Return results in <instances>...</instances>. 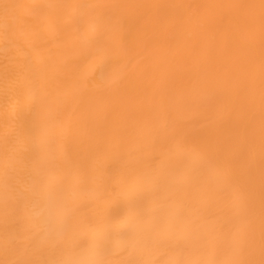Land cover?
<instances>
[{
    "label": "bare ground",
    "instance_id": "6f19581e",
    "mask_svg": "<svg viewBox=\"0 0 264 264\" xmlns=\"http://www.w3.org/2000/svg\"><path fill=\"white\" fill-rule=\"evenodd\" d=\"M0 264H264V0H0Z\"/></svg>",
    "mask_w": 264,
    "mask_h": 264
},
{
    "label": "clouds",
    "instance_id": "9594fccd",
    "mask_svg": "<svg viewBox=\"0 0 264 264\" xmlns=\"http://www.w3.org/2000/svg\"><path fill=\"white\" fill-rule=\"evenodd\" d=\"M65 226L63 212L55 201L47 209V232L52 235L62 234Z\"/></svg>",
    "mask_w": 264,
    "mask_h": 264
}]
</instances>
